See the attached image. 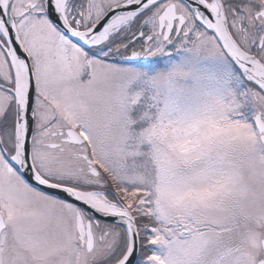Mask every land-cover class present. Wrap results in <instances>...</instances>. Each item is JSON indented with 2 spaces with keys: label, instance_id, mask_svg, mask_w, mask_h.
<instances>
[{
  "label": "snow or ice",
  "instance_id": "1",
  "mask_svg": "<svg viewBox=\"0 0 264 264\" xmlns=\"http://www.w3.org/2000/svg\"><path fill=\"white\" fill-rule=\"evenodd\" d=\"M0 264H264V0H0Z\"/></svg>",
  "mask_w": 264,
  "mask_h": 264
}]
</instances>
